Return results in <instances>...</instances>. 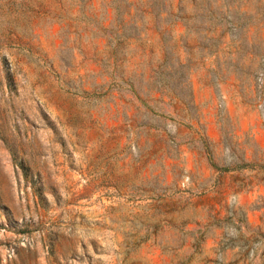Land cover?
<instances>
[{"label":"rangeland","instance_id":"1","mask_svg":"<svg viewBox=\"0 0 264 264\" xmlns=\"http://www.w3.org/2000/svg\"><path fill=\"white\" fill-rule=\"evenodd\" d=\"M0 264H264V0H0Z\"/></svg>","mask_w":264,"mask_h":264},{"label":"trees","instance_id":"2","mask_svg":"<svg viewBox=\"0 0 264 264\" xmlns=\"http://www.w3.org/2000/svg\"><path fill=\"white\" fill-rule=\"evenodd\" d=\"M112 1H115V0H112ZM117 1V0H116ZM119 6H120V3L117 2L116 5H114V8L117 10L118 14L120 13V9H119ZM126 14V13H125Z\"/></svg>","mask_w":264,"mask_h":264}]
</instances>
